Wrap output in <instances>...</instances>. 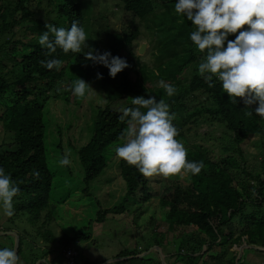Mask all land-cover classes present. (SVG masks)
<instances>
[{
	"label": "trees",
	"instance_id": "16d2710c",
	"mask_svg": "<svg viewBox=\"0 0 264 264\" xmlns=\"http://www.w3.org/2000/svg\"><path fill=\"white\" fill-rule=\"evenodd\" d=\"M120 2L122 12L119 20L123 30L112 28L107 16L100 18L97 14L91 22L85 19V0H39L38 4L36 0H0V134L3 131L12 133V140L4 142L6 148L0 149V167L20 188L19 195L14 198V212L31 225L44 212L46 219L52 217L50 200L53 179L58 177L57 166H60L59 173L66 175V183L72 182V175L82 174L83 168V181L89 187L114 159L115 152L111 147L122 142L120 136L127 124L120 119L121 109L135 107L131 98L154 96L158 101L164 99L169 104L170 113H179L173 121L179 130L177 139L188 149V160L203 161L206 168L200 174L184 179L161 176L157 196L166 210L162 218L167 228L160 234L155 233L154 241L151 243L149 240L144 250H122L118 256H123V261L112 264H146L147 260L153 259L150 253L143 257L138 255L155 245L160 246L165 254L175 253L176 260H172L171 254L170 264H225L216 246L226 253L227 246L239 244L244 235H247L248 243L264 245V118L255 114L258 104L248 107L242 98L231 103L216 77L211 81L214 86L210 87L199 75L198 64L205 53L199 52L190 39L195 26L186 16L176 13L178 0ZM158 15L161 16L156 22ZM73 21H78L79 26L85 29L87 44L96 46L100 54L110 52L112 56L125 59L129 67L112 78L107 67L86 59L83 51L65 54L57 48L48 56V50L39 44L40 35L47 30L45 24L70 29ZM235 38L236 34L228 37L233 41ZM142 42L148 43L143 54L138 51ZM53 58L63 61L59 71L55 68L49 70L39 63ZM79 78L97 79L106 92V104L97 105L90 112L86 122L90 132L82 146L73 153L76 163L61 166L56 163L58 160L54 161L53 154L49 157L47 152L44 111L51 97L59 99L65 96L68 100L72 83ZM156 79L173 85L177 93L169 97ZM196 96L200 99L206 97L212 104L205 105ZM249 112L252 114L248 115ZM211 120H217L225 129L217 134L226 144L219 158H215L209 149L212 145L198 141L200 124L211 123ZM194 128L198 129L193 132ZM232 142L234 145L230 144ZM118 165L125 181L124 200L97 211L95 221L101 226L107 220L129 219L134 224L131 216L139 220L147 211V203L154 197L149 179L136 167L129 166L122 159ZM33 170L39 171V179L31 175ZM245 207H249L250 214L240 216L232 223L236 214L243 213ZM0 216V232L11 231L19 235L18 256L21 260L23 254L26 259L23 235L18 227H14L17 224L8 221L2 208ZM149 219L158 223L153 215ZM91 226L93 224L72 228L74 235L71 238L77 246V253L79 245L87 242L94 232ZM187 226L196 229L186 233L184 227ZM27 235L28 243L41 249L47 247L45 243L29 239L31 234L28 231ZM39 235L50 245L57 241H71L68 235L58 239L49 228L43 230V225L39 226L37 237ZM1 236L9 237L11 249H14L15 235L3 233ZM185 243L191 253H182ZM2 245L0 249L5 248ZM153 252L160 255L157 250ZM49 253H54V249L50 248L40 257L31 254L28 264H35L36 260ZM78 257L73 256L77 264L93 263L83 258L78 262ZM236 257L232 255L229 264H236ZM247 259L249 255L242 256L239 264ZM67 260L62 254L57 258L60 264H67Z\"/></svg>",
	"mask_w": 264,
	"mask_h": 264
},
{
	"label": "clouds",
	"instance_id": "9594fccd",
	"mask_svg": "<svg viewBox=\"0 0 264 264\" xmlns=\"http://www.w3.org/2000/svg\"><path fill=\"white\" fill-rule=\"evenodd\" d=\"M175 11L186 16L195 26V30L190 33V39L199 52L205 53L204 59L198 64L199 75L209 83L210 87L214 86L211 81L216 77L222 83L223 91L231 98V103H237V98H242L248 107L258 104L255 114L264 118V0H178ZM45 28L47 30L40 35L39 44L48 50L46 53L48 56L55 53L57 48L67 54L70 51L80 53L88 47L87 33L79 26L78 21H73L70 29L57 27L52 23H46ZM230 34H236L234 41L228 39ZM143 43L146 42L140 45ZM225 43H227L226 47ZM85 57L94 64L107 67L112 78L129 67L125 59L112 56L110 52L100 54L93 49L86 52ZM39 63L42 67L49 70L55 68L57 71L63 65L61 59L55 58L41 60ZM97 75L98 78H102L100 74ZM86 80L97 81V79L82 78L73 81L71 91L74 96L85 98L91 95L94 89ZM160 85L169 97L177 93V89L171 84L160 81ZM196 97L198 100H203L205 105L212 104L206 97L204 99ZM131 103L135 107L121 109L120 119L126 121L127 127L120 136L123 144L115 148L116 155L120 159L129 166L136 167L145 178L163 176L184 179L198 175L206 168L203 161L188 160V149L181 140L177 139L179 130L173 123L177 118L176 113H170L169 104L164 99L158 101L154 96L149 98L139 96L131 98ZM207 134V139L221 140L220 136L210 131L202 135V139L205 140ZM230 144L234 145L233 142ZM225 145L222 141L220 153L214 155L215 158L223 154L222 148ZM209 149L215 152L213 147ZM59 164L61 166L71 164L68 153L64 154ZM31 175L36 179L40 178L38 170H33ZM19 193L20 188L16 181L0 167V208L5 215L9 217L14 215V198ZM189 227L196 229L194 226H187ZM3 233L13 232H0ZM244 236L246 237L239 241V244H242L239 253L246 248L264 252V245L250 244L247 242V235ZM152 249L159 252L163 264H170L171 254L175 258L173 261L176 260L175 253L165 254L158 245L138 256L143 257L151 253ZM238 257L239 254L236 262ZM123 258L117 255L112 257L113 261L108 264L123 261ZM100 262L94 261L91 264ZM0 264H20V257L14 249H0Z\"/></svg>",
	"mask_w": 264,
	"mask_h": 264
},
{
	"label": "rangeland",
	"instance_id": "374dc122",
	"mask_svg": "<svg viewBox=\"0 0 264 264\" xmlns=\"http://www.w3.org/2000/svg\"><path fill=\"white\" fill-rule=\"evenodd\" d=\"M38 1L39 0H36V4H38ZM42 1L43 0H41V2ZM120 1L121 0H85V19H88L91 22L97 14L100 18L107 16L110 24L113 26L112 28L123 30V26L119 20V16L122 12V3ZM118 2L119 4H117ZM160 16L161 15L155 17L156 22ZM23 32L24 31H21L20 33ZM1 41L2 38L0 37V42ZM87 45L88 47L83 49V53L89 52L93 49L98 50L96 46ZM140 46L138 47V51ZM157 81L160 82L159 80ZM86 82L94 89L90 96L78 98L70 92L68 100L65 99V96L60 97L59 99L51 97L46 104L44 111L46 115L45 143L48 149L47 152L49 157L53 154L54 161L56 162L58 160L56 163H59L65 153L69 154L71 163L75 162V156L73 153H75L77 149L82 146V143H84L83 141L86 140V135L90 132L87 129L88 125L86 126L90 112L93 111L95 106L106 104V92L101 88L99 83L97 81L90 82L89 80H86ZM178 115L179 113L176 114V117H178ZM196 129L198 128H194L193 132L196 131ZM223 130L225 129L218 124L217 120H211V123H202L197 130L199 140L208 146L212 145L210 147H213L216 152H214V155L220 153L222 140L216 141L214 139L207 138L204 140L201 136L206 134L207 131L213 132L217 135ZM199 133H201V135H199ZM11 140L12 133L7 131L1 132L0 144L3 147L0 149L4 148V142L9 143ZM58 144L60 145L59 148L57 147ZM122 144L123 141L113 145L111 149L115 152V148L121 146ZM250 149L254 151L253 146H250ZM119 161L120 158L115 152L114 159L110 161L109 165L99 177L91 181L89 187L83 181L84 171L82 167V174L72 175L74 176L72 182L66 183V175H61L59 173L60 166H57L58 177L57 179H55V177L53 179L51 190L52 197L50 200L52 217L46 219L44 217V212L42 217L34 223V225H31L28 220L25 222L21 216H17L15 212L11 217L7 216L9 222H15L17 224V226L14 227H18L23 235V252L26 251V259L22 254L20 263L24 261V264H28L31 254L40 257L45 251L52 248L54 249V253H49L45 258L36 260L35 264H47L48 261L52 259L55 260L53 264H57L56 260L58 256L60 257L62 254L66 257L64 255V251L70 249L77 250V246L71 238L74 235L72 228L75 226L85 227L93 224L91 229L94 227V232L90 234L87 242H83L79 245L80 249H78L79 251L77 253L80 258L90 259L91 262L101 261L108 257H116L119 255L121 249L144 250L149 240L151 243L154 241L153 239L155 233L160 234L162 230L167 228V225L162 218L166 210L160 205L159 198L157 196L161 176L148 178L151 185V192L154 194V197L147 203V211L139 218V220L134 216H131V219L135 222L134 224H132L129 219L122 221L107 220L103 226L95 221L96 213L100 208H109L112 205L124 200L123 182L125 181L120 174V166L118 165ZM253 161L257 162L259 160L254 159ZM81 175L82 178L79 179ZM114 189L116 191V196L114 195ZM121 194L122 197L120 198ZM249 214V207H245L243 213L236 214L232 223H235L236 218L240 216H248ZM24 215L28 217L26 213ZM150 215H153L155 220L158 222L157 224L154 222V219H149ZM248 218L249 220L252 219V217ZM2 223L5 225L7 224L5 222ZM41 225H43V230L44 228H49L58 239L68 235L69 238H71V241L69 243H61L57 241L54 245H50L43 236L39 235L37 237L39 226ZM10 226H12V223ZM184 230L187 233L194 229L193 227H184ZM27 231L28 234H31L29 239L33 242L38 241L39 244L45 243L47 247L41 249L31 242L28 243L25 239L28 236ZM245 237L246 236L242 237V239ZM0 242V244H3L5 248L11 249L9 237L1 236ZM183 246H185L183 248V253H191L190 248L187 247L186 243L183 244ZM241 246L242 244L240 245L238 243L228 245L226 253L217 247L215 249L218 250L220 257L224 259L225 264H229L228 261L230 257L232 255H238ZM58 251H60L61 254H59ZM240 253L242 256L249 255V259H247L243 264H264V252H258L250 248H246L243 251H240ZM149 256L153 259L147 260L148 262L146 264H163L160 256L155 252L151 251ZM80 258L78 257L76 260L80 262ZM174 259L175 258L172 257V260ZM259 259L261 261H257ZM57 262L58 264L61 263L60 261Z\"/></svg>",
	"mask_w": 264,
	"mask_h": 264
},
{
	"label": "water",
	"instance_id": "95a60500",
	"mask_svg": "<svg viewBox=\"0 0 264 264\" xmlns=\"http://www.w3.org/2000/svg\"><path fill=\"white\" fill-rule=\"evenodd\" d=\"M146 46H147V44H146V43H143V44L141 45L139 51H140L141 53H143V52L145 51V49H146ZM13 234H14L15 237H16L15 245H14V250H15V251L17 252V254H18L19 235H18L17 233H15V232H13ZM241 255H242V254L239 253V257H238V259H237L236 264H239V258H240Z\"/></svg>",
	"mask_w": 264,
	"mask_h": 264
},
{
	"label": "built area",
	"instance_id": "2783aa9c",
	"mask_svg": "<svg viewBox=\"0 0 264 264\" xmlns=\"http://www.w3.org/2000/svg\"><path fill=\"white\" fill-rule=\"evenodd\" d=\"M64 255L68 258L67 264H77L73 258L74 255H77L76 249H70L64 252Z\"/></svg>",
	"mask_w": 264,
	"mask_h": 264
},
{
	"label": "crops",
	"instance_id": "0c3cea01",
	"mask_svg": "<svg viewBox=\"0 0 264 264\" xmlns=\"http://www.w3.org/2000/svg\"><path fill=\"white\" fill-rule=\"evenodd\" d=\"M113 260H112V258H105L104 259V261H103V263H102V260H101V262L99 263V264H108V263H110V262H112ZM53 262H55V260L54 259H52V260H50V264H53ZM48 264V263H47Z\"/></svg>",
	"mask_w": 264,
	"mask_h": 264
}]
</instances>
